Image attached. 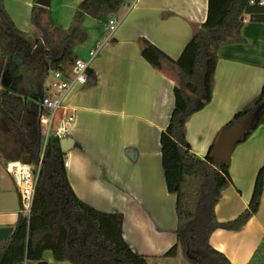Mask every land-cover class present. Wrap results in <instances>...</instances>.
Masks as SVG:
<instances>
[{"label": "crops", "instance_id": "obj_1", "mask_svg": "<svg viewBox=\"0 0 264 264\" xmlns=\"http://www.w3.org/2000/svg\"><path fill=\"white\" fill-rule=\"evenodd\" d=\"M82 1H66L74 7L73 20ZM208 4L209 0H131L117 14L120 23L108 42L104 24L93 19L98 37L92 49L103 47L87 71V83L69 91L55 119L57 128L73 117L67 130L80 148L65 153V160L75 195L99 211L121 213L124 240L149 264H162L157 260L166 259L177 242L176 196L167 190L160 142L175 100L173 80L142 57L141 40L177 60L206 21ZM33 5L34 0H3L9 19L23 33L32 31ZM245 19L243 42L218 50L211 101L186 123L191 151L202 159L224 126L255 101L264 85V10ZM4 163L0 158V228L14 231L20 201ZM263 165L261 125L231 152L232 185L215 207L218 222L233 221L248 208ZM263 242L264 188L257 214L240 231L216 229L209 245L231 264H248ZM203 254L207 253H186L181 246L171 262L205 264L199 260ZM43 261L67 264L54 261L50 252Z\"/></svg>", "mask_w": 264, "mask_h": 264}, {"label": "trees", "instance_id": "obj_2", "mask_svg": "<svg viewBox=\"0 0 264 264\" xmlns=\"http://www.w3.org/2000/svg\"><path fill=\"white\" fill-rule=\"evenodd\" d=\"M36 1L30 19L32 31L23 33L15 28L0 0V158L18 161L30 156L34 165L43 151L41 103L51 72L67 74L78 59L74 48L88 39L82 29L87 16L105 24L131 2L84 0L75 12L74 24L65 29L53 20L49 9L38 6ZM261 10L264 6L260 0H209L206 21L194 31L177 60L149 41L141 40L142 57L174 82V108L160 138L163 173L167 190L176 196L177 215V242L164 255L166 258L176 257L180 245L186 253L202 250L214 256L219 264H231L209 245L212 232L240 231L258 212L264 165L258 172L248 208L233 221L218 222L215 207L222 193L232 185L230 162L212 157L216 142L203 159L193 154L186 139V123L212 99L218 50L242 43L245 17L253 18ZM261 105H264V85L255 101L236 113L218 137ZM261 125L264 108L254 127L238 144ZM43 154L31 218L27 221L19 215L11 237L0 242V264L38 263L44 260L46 252L58 263L149 264L145 256L133 252L124 240L121 213L99 211L75 195L59 140L49 139ZM248 264H264V242Z\"/></svg>", "mask_w": 264, "mask_h": 264}, {"label": "built area", "instance_id": "obj_3", "mask_svg": "<svg viewBox=\"0 0 264 264\" xmlns=\"http://www.w3.org/2000/svg\"><path fill=\"white\" fill-rule=\"evenodd\" d=\"M260 5L264 6V0H260ZM119 23L120 18L114 15L104 24V31L107 33L105 42L111 39ZM102 47L103 45H98L94 50L90 51L88 59L78 58L69 67L67 74L60 71L51 72L48 78L49 83L46 88L47 94L41 103L44 109V113L40 117L43 151L38 164H26L22 160L5 161L4 163V169L6 173L11 176L19 195V213L23 219L27 221L31 218L38 176L42 166L46 144L52 137L58 139L59 142L69 137L67 128L69 122L73 120V117H70L62 126L55 127V119L62 108L64 98L72 88L87 83V71L92 61L98 56ZM64 166L66 169L69 167L67 160H65Z\"/></svg>", "mask_w": 264, "mask_h": 264}, {"label": "water", "instance_id": "obj_4", "mask_svg": "<svg viewBox=\"0 0 264 264\" xmlns=\"http://www.w3.org/2000/svg\"><path fill=\"white\" fill-rule=\"evenodd\" d=\"M36 4L40 7L49 9L51 7V0H37ZM5 85V82L2 83ZM264 105L259 106L252 111L242 122L227 129L218 137L214 149L212 151V157L222 162H230L231 152L233 148L242 140L245 133L251 130L256 121L261 116ZM61 149L64 153L69 152L71 149L76 148L77 144L71 137H66L60 142ZM22 161L26 164H32L30 156L22 157ZM13 228H0V242H3L11 237ZM203 261L206 264H219L217 259L210 254L202 255ZM36 264H48L46 261H40Z\"/></svg>", "mask_w": 264, "mask_h": 264}, {"label": "rangeland", "instance_id": "obj_5", "mask_svg": "<svg viewBox=\"0 0 264 264\" xmlns=\"http://www.w3.org/2000/svg\"><path fill=\"white\" fill-rule=\"evenodd\" d=\"M67 0H51V7L49 8L52 18L55 22L59 23L62 25L65 29L70 28L74 24V20L72 18L73 14V9L74 7H71V5L68 4L66 6ZM96 24V21L87 18L85 23L82 25V29L89 35V39L78 46L75 47V52L82 57L83 59L88 58V54L90 51L94 50L93 45H94V39L98 37L97 31L94 28ZM49 83V80L46 81L45 83V88H47ZM181 246H178V251L180 250ZM158 262L162 264H181L179 261H172L171 257L166 258L164 260L158 259ZM184 261V260H183ZM66 263V262H65ZM186 264H193L191 261L185 259ZM69 264V263H67Z\"/></svg>", "mask_w": 264, "mask_h": 264}, {"label": "flooded vegetation", "instance_id": "obj_6", "mask_svg": "<svg viewBox=\"0 0 264 264\" xmlns=\"http://www.w3.org/2000/svg\"><path fill=\"white\" fill-rule=\"evenodd\" d=\"M199 260L203 261L202 256H200ZM205 263V261H203ZM206 264V263H205Z\"/></svg>", "mask_w": 264, "mask_h": 264}]
</instances>
